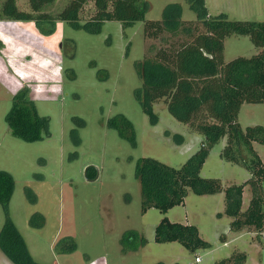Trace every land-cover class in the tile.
I'll return each instance as SVG.
<instances>
[{
	"label": "rangeland",
	"instance_id": "1",
	"mask_svg": "<svg viewBox=\"0 0 264 264\" xmlns=\"http://www.w3.org/2000/svg\"><path fill=\"white\" fill-rule=\"evenodd\" d=\"M66 1L57 0L49 10L56 12ZM148 1L146 19H162L168 4L180 2L185 25L196 22L197 13L185 0ZM16 2L19 9L31 11L30 0ZM206 4L212 15L225 12L232 19L264 21V0ZM93 7L92 2L85 5L82 24L92 17ZM178 37L170 32L145 37L144 21L124 26L120 20H106L94 32L57 20L52 33H43L34 21L0 19V170L15 180L8 208L0 203V232L9 217L37 262L220 264L243 253L246 259L240 264H264V230H231L233 218L224 214V192L198 195L189 190L185 202L167 213L156 207L143 210L137 160L153 157L180 167L203 138L177 120L164 100L153 104L158 118L152 122L136 95L142 85L136 61ZM259 51L248 35L225 39V62ZM23 89L29 90L39 114L49 119L42 138L34 142L15 136L6 121L14 95ZM118 114L133 123L135 143L110 126ZM238 120L243 128L264 126V103H244ZM226 142L224 137L215 144L201 169L202 177L218 178L224 187L241 184L251 175L243 165L221 157ZM255 149L264 162V144L255 143ZM87 172L95 178L89 179ZM250 199L246 186L243 209ZM36 213L44 215L43 227L31 226ZM164 217L196 225L210 246L193 251L180 241L156 242L155 228ZM130 230L147 243L124 252L121 240ZM72 241L76 248L66 249ZM0 264H15L1 248Z\"/></svg>",
	"mask_w": 264,
	"mask_h": 264
},
{
	"label": "trees",
	"instance_id": "2",
	"mask_svg": "<svg viewBox=\"0 0 264 264\" xmlns=\"http://www.w3.org/2000/svg\"><path fill=\"white\" fill-rule=\"evenodd\" d=\"M16 1H3L0 19L34 21L43 33H52L57 20L94 32L106 20H120L124 26L144 21V35L148 38H159L165 32L180 35L152 55L136 61L135 67L142 80L136 95L152 122L158 118L153 112V104L164 100L177 120L203 138L198 150L180 167L153 157L137 160L136 177L141 186L143 210L156 207L167 213L185 202L189 190L198 195L224 192V214L233 218L231 230L251 227L264 230V162L254 146L255 143L264 144V126L243 128L238 120L244 103H264V21L232 19L225 12L212 15L206 0H185L197 13L196 22L188 25L183 22L180 2L168 4L162 19L149 20L146 19L150 7L148 0H67L56 12L49 8L57 0H30L31 11L19 9ZM89 2L93 3L94 12L82 24V12ZM231 35L250 36L260 51L251 57L239 56L225 62V39ZM6 121L15 136L28 142L41 139L49 124L48 117L39 114L28 89L14 95ZM109 124L123 138L135 143L133 123L124 114L116 115ZM224 137L227 142L221 157L227 162L243 165L251 173L245 182L225 187L218 178L201 176L212 148ZM183 139L181 135L180 141ZM87 177L95 178L88 172ZM246 186L251 190V199L243 209ZM14 188L12 174L0 170V203L6 209ZM27 191L32 200H36L32 190L27 188ZM30 224L43 227L44 215L34 214ZM155 241H180L193 251L210 246L200 236L196 225L173 222L168 217L156 226ZM121 243L124 252L136 251L147 243V239L138 231L130 230L124 234ZM0 248L15 264H42L34 260L24 237L9 217L0 232ZM75 248L76 243L72 241L66 249ZM245 259L246 255L242 253L221 260L220 264H240Z\"/></svg>",
	"mask_w": 264,
	"mask_h": 264
},
{
	"label": "built area",
	"instance_id": "3",
	"mask_svg": "<svg viewBox=\"0 0 264 264\" xmlns=\"http://www.w3.org/2000/svg\"><path fill=\"white\" fill-rule=\"evenodd\" d=\"M200 260H201L200 257L197 256L196 261L199 262Z\"/></svg>",
	"mask_w": 264,
	"mask_h": 264
},
{
	"label": "crops",
	"instance_id": "4",
	"mask_svg": "<svg viewBox=\"0 0 264 264\" xmlns=\"http://www.w3.org/2000/svg\"><path fill=\"white\" fill-rule=\"evenodd\" d=\"M254 146H255V144H254ZM248 187V186H247ZM249 188V187H248ZM244 204V203H243Z\"/></svg>",
	"mask_w": 264,
	"mask_h": 264
}]
</instances>
